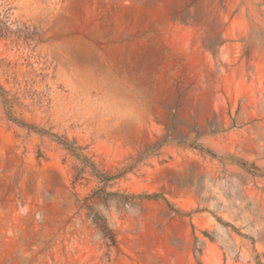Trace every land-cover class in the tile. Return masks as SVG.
Returning <instances> with one entry per match:
<instances>
[{
	"label": "rangeland",
	"instance_id": "rangeland-1",
	"mask_svg": "<svg viewBox=\"0 0 264 264\" xmlns=\"http://www.w3.org/2000/svg\"><path fill=\"white\" fill-rule=\"evenodd\" d=\"M0 264H264V0H0Z\"/></svg>",
	"mask_w": 264,
	"mask_h": 264
}]
</instances>
